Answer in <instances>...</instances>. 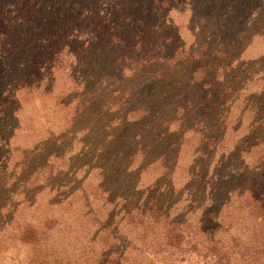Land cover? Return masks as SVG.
Wrapping results in <instances>:
<instances>
[{
	"label": "rangeland",
	"instance_id": "374dc122",
	"mask_svg": "<svg viewBox=\"0 0 264 264\" xmlns=\"http://www.w3.org/2000/svg\"><path fill=\"white\" fill-rule=\"evenodd\" d=\"M34 1L15 20L22 0H0V34L15 45L65 33L77 4L112 9ZM129 1L133 14L171 24L152 32L178 33L169 50L180 39L216 58L210 76L227 102L204 101L193 67L132 78L100 63L101 46L75 45L54 81L0 107V133L17 148L10 159L0 151V264H264V203L254 197L264 186V0ZM220 46L229 58L211 54ZM4 65L12 80L31 72Z\"/></svg>",
	"mask_w": 264,
	"mask_h": 264
},
{
	"label": "trees",
	"instance_id": "16d2710c",
	"mask_svg": "<svg viewBox=\"0 0 264 264\" xmlns=\"http://www.w3.org/2000/svg\"><path fill=\"white\" fill-rule=\"evenodd\" d=\"M102 1L103 5L105 2L111 3L112 9L110 8V11L109 9L102 10V13H99L97 8L90 11V8L85 10L81 4L75 5L77 9L75 7L74 12L76 13L73 16L69 15L70 19L65 25V33H59L58 29L49 30V33L33 34V40L30 44H20L22 42L20 41L16 45L7 40L5 38L7 36L0 34V66L8 61H14V64L19 61L20 65L28 63L29 66L26 68L31 69V72L26 76L20 72L21 77L12 80L13 78H8L10 74L7 77L4 76L8 68L5 65V69L0 67V107L13 101L19 91L39 87L43 79L54 81L59 69L57 64L62 60V56L72 57L76 61L77 48L74 46L86 43L90 44V48L95 47L96 52L98 46H101L99 52H101L100 56H103L99 60L100 63L104 62L117 66L121 74L126 75L128 72L127 75L132 78L140 79L143 75H149L162 80L170 68L184 71L186 68L193 67L195 70L193 76L191 70L192 78L190 76V81L194 82L193 87L201 92L204 101L225 105L227 100L224 99L220 102L217 93L221 91L214 88L213 82L217 78L210 76L212 74L210 70L213 68L216 58L206 59L204 54L193 52V46L187 47L180 39L176 41L173 49L169 50L168 48L172 44L166 45L167 42H170L174 37L178 38V33L175 32L174 35L164 33L162 38L160 36L156 38L152 32L162 31V27L168 30L171 28V24L166 25V21L163 20L164 24L158 26L157 23L152 24L149 17L141 18L133 14L134 8L132 6L134 7L136 4L131 1L124 4L123 0ZM22 2L24 11L15 13L17 14L15 20L21 17L24 12L28 13L31 9L33 11L36 6L34 0H22ZM29 2L34 5L26 10L29 8L26 3ZM150 11V7H148L147 12ZM157 11L161 12L160 6L157 7ZM66 13L62 15L61 12L52 14L51 20H54L53 23L58 24L57 26L62 27L59 22L61 18H66ZM105 48L108 49V53L104 52ZM211 54L219 55L220 58L226 56V59L229 58V52L221 49V46L217 50L214 49ZM201 69L206 70L203 72L205 75L209 74L210 86L208 87L198 77ZM18 70H15L14 77ZM114 70L118 73L115 68ZM180 98H186V95H182ZM186 103L181 100L180 104L173 106L178 110L185 107ZM9 107L7 106L2 112H7ZM4 148H7L6 151L10 149V151L7 155H2L1 159H10L17 152V148H10V139L8 140L4 134L0 133V151ZM262 190L263 192L259 190V194L254 197L257 201L264 203V186Z\"/></svg>",
	"mask_w": 264,
	"mask_h": 264
}]
</instances>
